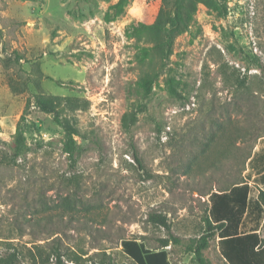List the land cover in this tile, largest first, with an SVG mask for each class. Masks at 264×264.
I'll return each instance as SVG.
<instances>
[{
  "label": "rangeland",
  "instance_id": "1",
  "mask_svg": "<svg viewBox=\"0 0 264 264\" xmlns=\"http://www.w3.org/2000/svg\"><path fill=\"white\" fill-rule=\"evenodd\" d=\"M185 1L163 60L164 0H0V257L200 264L210 195L264 164V0ZM204 258L229 264L217 238Z\"/></svg>",
  "mask_w": 264,
  "mask_h": 264
},
{
  "label": "trees",
  "instance_id": "2",
  "mask_svg": "<svg viewBox=\"0 0 264 264\" xmlns=\"http://www.w3.org/2000/svg\"><path fill=\"white\" fill-rule=\"evenodd\" d=\"M164 3L165 9L150 29L164 36L165 40L159 46L164 53L163 60H167L176 35L189 27L190 8L185 0H164ZM35 101L43 112H53L51 100L37 96ZM135 160L142 166L137 153ZM249 165L256 171L255 175L248 171L243 182L234 184L229 190L212 193L209 197L205 233L188 250L200 264H206L204 251L214 238L219 240L221 254L229 264H264V237L261 234L264 228V164L256 166L255 156L250 159ZM255 190L256 196L253 195ZM156 219L161 225L169 227L166 218L159 216ZM168 246L166 243L160 250L153 251L137 240H124L122 251L136 264H172L166 251ZM54 255L56 264H64L59 249L55 250ZM19 262L17 251L0 257V264Z\"/></svg>",
  "mask_w": 264,
  "mask_h": 264
}]
</instances>
